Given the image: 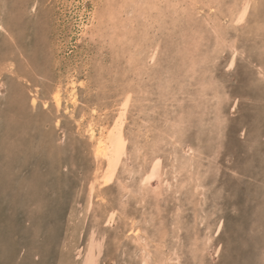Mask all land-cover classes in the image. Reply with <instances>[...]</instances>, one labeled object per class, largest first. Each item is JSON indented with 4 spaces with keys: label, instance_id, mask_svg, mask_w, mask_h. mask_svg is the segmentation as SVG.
Segmentation results:
<instances>
[{
    "label": "rangeland",
    "instance_id": "374dc122",
    "mask_svg": "<svg viewBox=\"0 0 264 264\" xmlns=\"http://www.w3.org/2000/svg\"><path fill=\"white\" fill-rule=\"evenodd\" d=\"M78 1L0 0V264H143L133 222L149 239V264H166L172 254L167 264H264V0L258 10L252 7L245 28L224 17L233 0H201V14L190 19L185 8L171 6L170 14L166 0L141 12L122 0H86V34ZM217 3L221 46L204 23ZM71 80L80 100L73 115L65 112ZM33 87L37 109L30 101L23 109L19 103ZM59 87L61 112L51 94ZM126 93L132 103L125 134L134 140L114 183L94 192L86 212L96 163L85 122L112 124ZM150 111L156 116L148 113L149 120L144 114ZM182 157L193 159L191 173L180 170ZM155 163L158 177L146 187L142 177ZM191 179L205 184L196 194L186 183Z\"/></svg>",
    "mask_w": 264,
    "mask_h": 264
},
{
    "label": "bare ground",
    "instance_id": "6f19581e",
    "mask_svg": "<svg viewBox=\"0 0 264 264\" xmlns=\"http://www.w3.org/2000/svg\"><path fill=\"white\" fill-rule=\"evenodd\" d=\"M101 1V0H100ZM160 3H164L165 2V0L164 1H162V0H122V2H120V4H124V5H126V4H128V5H130L131 6V4H133L134 6H137L138 7V9L140 10V12L142 11V10H145L146 8L147 9H150V10H154V9H157V8H159V2ZM171 1V0H170ZM245 1V0H244ZM77 2V1H76ZM80 4H81V12H79L80 13V16H81V18H82V20H81V24H82V28L84 29V32H85V30L86 29H88V27H90L89 26V23H88V21L86 20V19H84V16H86L85 14H86V0H79L78 1ZM65 3V2H64ZM101 3V2H100ZM169 2V0H166V5H164L163 6V8L166 10V9H168L169 8V12H170V14H174V10H176V8H170L171 6H174V7H178V8H182V9H184L185 8V10L183 11V15H185V17H187V18H191L197 11L201 14V12H202V9H200V7H199V5L198 4H202L203 2L201 1V0H183V2H182V0H176V1H174V4L172 5V3H170ZM185 3H187V7H186V4ZM261 3H263L261 0L259 1V0H246L245 1V3L243 4V0H233V3L230 5V6H228L227 8V12H225L226 14H224V17H228L229 16V20L233 23V25L234 26H237V27H239L240 25L241 26H243V28H245L244 26L247 24L246 22H247V20H248V17H249V14H250V11H251V9H252V7L253 8H255V9H259L260 7H261ZM73 4V3H72ZM75 4V3H74ZM78 5V4H77ZM109 5H111V4H109ZM124 5H121V7H119V9H121L122 8V10L124 9H126V7L127 6H124ZM154 5V6H153ZM183 5H185V6H183ZM79 6V5H78ZM129 6V7H130ZM221 5L220 4H218L217 3V5H213V6H209L208 7V11L210 12V13H212V15H216L217 17H215L214 18V20L213 21H211V16L212 15H210V13H207L206 14V21L204 20V23H209V26L211 25V28H212V30L213 31H215L214 33L216 34L215 36H216V41H218V45L220 44V46L222 45V44H224L225 42H224V40H223V38H222V36H224V32L225 31H223V22H222V20H223V16H221L220 14L219 15H217V10H218V7H220ZM264 6V5H263ZM116 7V6H115ZM131 7H133V6H131ZM168 7V8H167ZM94 8V7H93ZM118 8V7H117ZM133 8H135V7H133ZM162 8V7H161ZM71 9V8H70ZM69 9V10H70ZM112 10H116L115 8L113 9V8H111ZM10 10V9H9ZM88 10V9H87ZM131 10H133V9H131ZM158 10V9H157ZM165 10H164V12H165ZM130 11V10H129ZM98 12V11H97ZM100 12V11H99ZM128 12V11H127ZM153 12V11H152ZM163 11L161 12V11H159V13L158 14H165ZM75 13V12H74ZM105 13V12H104ZM126 13V12H125ZM132 13H133V11H132ZM194 13V14H193ZM199 13H196L195 15H198ZM214 13H216V14H214ZM88 14V13H87ZM124 14V13H123ZM131 14V13H130ZM135 14V13H134ZM137 14H138V12H137ZM193 14V15H192ZM97 14H95L94 16H93V18L91 19L93 22L95 21V19H97V17L98 16H96ZM207 15H209V17L207 16ZM64 16V15H63ZM122 16V15H121ZM191 16V17H190ZM69 17V16H68ZM90 17V16H89ZM129 17V16H128ZM139 18H141V17H139ZM143 18V17H142ZM181 18V17H180ZM196 18H197V16H196ZM255 18V17H254ZM75 19V18H74ZM164 19V18H163ZM227 19V18H226ZM79 20H80V18H79ZM117 20V19H116ZM145 20V19H144ZM161 20V19H160ZM160 20H159V22H160ZM164 20H166V17H165V19ZM168 21H169V19H167ZM73 21V20H72ZM90 21V20H89ZM92 21H90V22H92ZM113 21V20H112ZM126 21V20H125ZM171 21V20H170ZM225 21V20H224ZM255 21V20H254ZM79 22V21H78ZM97 22V21H96ZM153 22V21H152ZM173 22V21H172ZM213 24H212V23ZM103 23V22H102ZM101 23V24H102ZM132 23V22H131ZM211 23V24H210ZM18 24V23H17ZM97 24V23H96ZM95 24V25H96ZM99 24V23H98ZM97 24V25H98ZM152 24V23H151ZM262 24V23H261ZM112 25V24H111ZM122 25V24H121ZM124 25V24H123ZM254 25V24H253ZM264 25V24H263ZM105 26V25H104ZM113 26V25H112ZM125 26V25H124ZM131 26H132V24H131ZM162 26V25H161ZM226 26V25H225ZM231 26V25H230ZM262 27V25H259V22H257V24H255V27H254V30L256 31V32H258V30H259V28L260 27ZM6 27V26H5ZM114 27H116V26H114ZM147 27V26H146ZM155 27V26H154ZM169 27V26H168ZM173 27V26H172ZM229 27V26H228ZM72 28V27H71ZM100 28H102L101 26H100ZM109 28V27H108ZM126 27H124L123 29H125ZM143 28H144V26H143ZM152 28V27H151ZM156 28V27H155ZM192 28V27H191ZM0 29L2 30V29H4L5 30V28H4V26L1 24V22H0ZM93 29V28H92ZM120 29V28H119ZM145 29H147V28H145ZM170 29V28H169ZM168 29V30H169ZM236 29V28H235ZM252 29H253V27H252ZM116 30V29H115ZM128 30V29H127ZM171 30V29H170ZM225 30V29H224ZM262 30V29H261ZM79 31V30H78ZM90 31V30H89ZM251 31V30H250ZM253 31V30H252ZM92 32V31H91ZM94 32H95V30H94ZM101 32H102V30H101ZM211 32V31H210ZM93 33V32H92ZM103 33V32H102ZM124 33V32H123ZM123 33H122V35H123ZM260 33H261V31H260ZM85 34H86V32H85ZM139 34V33H138ZM149 34V33H148ZM228 34V33H227ZM226 34V35H227ZM77 35V34H76ZM97 35V34H96ZM95 35V36H96ZM116 35H117V33H116ZM121 35V36H122ZM131 35V34H130ZM152 35V34H151ZM252 35V34H251ZM6 36V35H5ZM79 36V35H78ZM115 36V35H114ZM129 36V35H128ZM111 37V36H110ZM119 37V36H118ZM93 38V37H92ZM129 38V37H128ZM130 38H132L131 36H130ZM140 38V37H139ZM12 39V38H11ZM117 39V38H116ZM116 39H115V41H116ZM122 39V38H121ZM120 39V40H121ZM133 39H135L134 37L132 38V40ZM137 39V38H136ZM215 38L213 37V40H214ZM226 39V38H225ZM229 39V38H228ZM111 40H113V39H111ZM117 40H119V39H117ZM128 40V39H127ZM131 40V39H130ZM129 40V41H130ZM137 40H135L134 42H136ZM197 41V40H196ZM126 42V41H125ZM131 42V41H130ZM198 42V41H197ZM215 42V41H214ZM224 42V43H223ZM232 42V41H231ZM113 43V42H112ZM200 43V42H199ZM115 44H116V42H115ZM120 44V43H119ZM123 44V43H122ZM126 44V43H125ZM183 44V43H182ZM105 45V44H104ZM112 45V44H111ZM128 45V44H127ZM216 45V44H215ZM123 46V45H122ZM121 46V47H122ZM125 46V45H124ZM123 46V47H124ZM181 46V45H180ZM180 46H178V47H180ZM188 46V45H187ZM5 47V46H4ZM140 47V46H139ZM185 47V46H184ZM100 48V47H99ZM113 48V47H112ZM115 49L117 48V46L116 47H114ZM174 48V47H173ZM172 48V49H173ZM182 48V50H181V52L179 53V54H181L182 53V51H183V47H181ZM187 48V47H186ZM189 48V47H188ZM224 48V47H223ZM176 49H178L177 47H176ZM165 50V49H164ZM167 50V49H166ZM188 50V49H187ZM123 51V50H122ZM170 51V50H169ZM93 52V51H92ZM114 52V51H113ZM112 52V53H113ZM125 51H123L122 53H124ZM129 52V51H128ZM176 52H177V50H176ZM111 53V54H112ZM142 53V52H141ZM178 53V52H177ZM224 53V52H223ZM117 54V53H116ZM132 54V53H131ZM144 54H146V53H144ZM144 54H142V55H144ZM162 53H160V55H161ZM168 54H169V52H168ZM113 55V54H112ZM125 55V54H124ZM159 55V56H160ZM117 56V55H116ZM125 56H127V55H125ZM99 57V56H98ZM119 57V56H118ZM135 57H136V55H135ZM154 57V56H153ZM174 57V56H173ZM193 57V56H192ZM22 58V57H21ZM129 58H130V56H129ZM145 58V57H144ZM132 59H134L133 58V56H132ZM131 59V60H132ZM196 59V58H195ZM202 59V58H201ZM139 60V59H138ZM144 60V59H143ZM133 61V60H132ZM131 61V62H132ZM137 61V60H136ZM148 61V60H147ZM202 61V60H201ZM134 62V61H133ZM133 62H132V65H133ZM175 62V61H174ZM180 62V61H179ZM136 63V62H135ZM145 63V62H144ZM198 63V62H197ZM178 65H180L179 63H177ZM191 64V63H190ZM110 65V64H109ZM136 65H137V63H136ZM152 65V64H151ZM231 65H233V64H231ZM96 66V65H95ZM100 66V65H99ZM144 66V65H143ZM192 66V65H191ZM130 67V66H129ZM137 67V66H136ZM146 67H147V65H146ZM152 67V66H151ZM178 67V66H177ZM134 68V67H133ZM132 68V69H133ZM142 68H144V67H142ZM186 68V67H185ZM34 69V68H33ZM104 69V68H103ZM122 69V68H121ZM130 69V68H129ZM135 69V68H134ZM191 69V68H190ZM198 69V68H197ZM256 70V69H255ZM98 71V70H97ZM124 71V70H123ZM134 71H136V70H134ZM139 71V70H138ZM194 71V70H193ZM192 71V72H193ZM33 72V71H32ZM132 72V71H131ZM141 72H142V70H141ZM140 71H139V74L141 73ZM165 72V71H164ZM191 72V73H192ZM116 73V72H115ZM100 74V73H99ZM125 74V73H124ZM131 74V73H130ZM138 74V73H137ZM138 74V75H139ZM169 74V73H168ZM172 74V73H171ZM101 75V74H100ZM127 75V74H126ZM158 75V74H157ZM122 76V75H121ZM134 76H136V74L134 75ZM140 76V75H139ZM139 76H138V78H139ZM160 76V75H159ZM158 76V77H159ZM208 76V75H207ZM89 77V76H88ZM99 77V76H98ZM128 77V76H127ZM258 77H260L261 78V76H258ZM122 78H125L124 76L122 77ZM133 78V77H132ZM204 78V77H203ZM208 78V77H207ZM119 79V78H118ZM126 79V78H125ZM104 80V79H103ZM128 81H130V79H127ZM139 80V79H138ZM141 80V79H140ZM159 80V79H158ZM106 81V80H105ZM120 81H121V79H120ZM142 81V80H141ZM63 82V81H62ZM124 82V81H123ZM122 82V83H123ZM127 82V81H126ZM131 82V81H130ZM135 82V81H134ZM133 82V83H134ZM137 82V81H136ZM154 82V81H153ZM167 82V81H166ZM209 82V81H208ZM256 82V81H255ZM89 83H90V80H89ZM104 83V82H103ZM148 83V82H147ZM146 83V84H147ZM129 84H132V83H129ZM138 84V83H137ZM142 84V83H141ZM205 84V83H204ZM204 84H202V85H204ZM38 85V84H37ZM54 85V84H53ZM82 85V84H81ZM98 85H100V84H98ZM160 85V84H159ZM78 85H77V83H76V81L75 80H71V82L69 83V86L68 87H66L67 89V93H68V97L66 98V102H65V104H66V107H65V112H66V114L68 113V114H71V115H73L76 111H75V109H77V107H78V105H79V103H80V100H79V95H78V87H77ZM94 86V85H93ZM102 86V85H101ZM130 86V85H129ZM132 86V85H131ZM141 86V85H140ZM140 86H138V87H140ZM143 86V85H142ZM163 86V85H162ZM189 86V85H188ZM249 86V85H248ZM1 87V86H0ZM120 87H121V85H120ZM167 87V86H166ZM99 88V87H98ZM101 88H103V87H101ZM127 88V87H126ZM129 88V87H128ZM133 88H134V86H133ZM146 88V87H145ZM141 89V88H140ZM143 89V88H142ZM160 89V88H159ZM212 89V88H211ZM70 90V91H69ZM106 90V89H105ZM144 90V89H143ZM146 90V89H145ZM205 90V89H204ZM223 90V89H222ZM104 91V90H103ZM138 91V90H137ZM149 91V90H148ZM147 91V92H148ZM175 91V90H174ZM197 91V90H196ZM196 91H194V92H196ZM31 92V93H30ZM30 92H29V95L27 96V98L26 99H24L23 97V99H22V103L20 104L19 103V105H22V106H24L23 107V109H25L26 107H27V104H29V101H30V107H32L34 110H36L37 109V106H38V104H39V91H38V88L36 87L35 89H34V87L33 88H31L30 89ZM79 92H80V89H79ZM97 92H98V89H97ZM116 92V91H115ZM140 92H142V90H140ZM144 92V91H143ZM142 92V93H143ZM193 92V93H194ZM201 92V91H200ZM138 93V92H137ZM136 93V94H137ZM164 93V92H163ZM202 93V92H201ZM206 93V92H205ZM221 93V92H220ZM52 94V100H53V102H54V104H55V106H56V110L58 111V112H61V110H62V108H63V106H64V104H63V101H64V90L61 88V87H59L58 89H56L53 93H51ZM115 94V93H114ZM118 94H119V92H118ZM121 94H123L122 92H121ZM134 94V93H133ZM135 94V95H136ZM139 94H141V93H139ZM138 94V95H139ZM145 93H143L142 95H144ZM160 94V93H159ZM197 95H198V93H196ZM207 94V93H206ZM223 94H225V93H223ZM106 95V94H105ZM217 95H221V94H217ZM97 96V95H96ZM108 96V95H107ZM121 96H124V95H121ZM153 96V95H152ZM156 96V95H155ZM163 96V95H162ZM222 97H223V95H221ZM41 97H42V95H41ZM132 96H131V93H129V94H125V97L123 98V101H122V104H121V106H120V109H119V112L117 113V115L114 117L115 118V120H114V122L112 123V124H108V125H101V124H98L99 122H97V123H95V121H92V120H88L87 122H85V125H84V128H85V130H84V133L85 134H87V136H88V138H89V141L91 142V144H92V147H93V157H94V163H96V167L93 165V167H95L96 169H95V177H94V180L91 182V184H90V186H89V189H87V191L88 192H86L87 194H89V198H87V197H85L87 200H88V203L87 202H85L86 204V206H87V208H86V212H88L90 209H91V206H92V196H93V194H94V192H96L97 190H101L102 188H105V187H108V186H110L112 183H114V181H115V179H116V176H117V173H118V170H119V168H120V165H121V163H122V161H123V158H124V156L127 154V151H126V149H127V142H130V141H133L134 140V138H133V140H130L129 138L127 139V137H129V135H127V137H126V134H127V132H126V134H125V124H126V120L128 119V117H127V113H128V108L130 107V105H131V98ZM140 97V96H139ZM200 97V96H199ZM215 97V96H214ZM243 97V96H242ZM246 97V96H245ZM248 97V96H247ZM142 98V97H141ZM203 98V97H202ZM218 98V97H217ZM139 99V98H138ZM246 99V98H245ZM91 100V99H90ZM99 100V99H98ZM108 100V99H107ZM122 100V99H121ZM209 100V99H208ZM217 100H220L219 98L217 99ZM222 100V99H221ZM101 101V100H100ZM141 101V100H140ZM143 101V100H142ZM144 101H146V100H144ZM186 101V100H185ZM48 102L49 101H47L46 103H44V106H45V108H48ZM147 102V101H146ZM149 102V101H148ZM96 103V102H95ZM101 103V102H100ZM163 103V102H162ZM171 103V102H170ZM120 104V103H119ZM208 104V103H207ZM84 105V104H83ZM90 105V104H89ZM228 105V104H227ZM71 106H72V108H71ZM99 106V105H98ZM209 106V105H208ZM218 106V105H217ZM262 106V105H261ZM144 107V106H143ZM150 107V106H149ZM148 107V108H149ZM207 107V106H206ZM219 107H220V105H219ZM95 108V107H94ZM186 108V107H185ZM215 108V107H214ZM218 108V107H217ZM221 108V107H220ZM115 110L114 111H116V108H114ZM139 109V108H138ZM145 109V108H144ZM143 108H142V110H144ZM150 109V108H149ZM152 109H153V107H152ZM161 109V108H160ZM159 109V110H160ZM203 109V108H202ZM74 110V111H73ZM117 110H118V108H117ZM145 110H147V109H145ZM259 110V109H258ZM71 111H73V112H71ZM148 111V110H147ZM205 111V110H204ZM203 111V112H204ZM218 111H220V109L218 110ZM41 112H42V110H41ZM117 112V111H116ZM137 112V114H138V112H140V111H136ZM146 112V111H145ZM152 111H150V112H147L146 114H144L145 116H147V118L149 117V115H147L148 113H150V114H152L151 113ZM182 112V111H181ZM188 112V111H187ZM211 111H209V113H210ZM214 112V111H213ZM221 112V111H220ZM223 112V111H222ZM216 113V112H215ZM219 113V112H218ZM143 114V112L140 114V115H142ZM214 115V113H210V115ZM136 115V114H135ZM154 115H155V112H154ZM205 115V114H204ZM203 115V116H204ZM151 116V115H150ZM156 116V115H155ZM216 116V115H215ZM97 117H98V115H97ZM130 117V116H129ZM133 117V116H132ZM153 117V116H152ZM85 118V114H83V116H82V118H81V120H85L84 119ZM137 118V117H136ZM141 118V117H140ZM142 118H143V116H142ZM147 118H146V121H147ZM222 117H220V119H221ZM152 119V118H151ZM156 119V118H155ZM219 119V120H220ZM132 120V119H131ZM141 120V119H140ZM149 120H150V117H149ZM148 120V121H149ZM156 120H158L159 121V119H156ZM165 120H167V119H165ZM164 120V121H165ZM112 121V120H111ZM145 121V120H144ZM155 121V120H154ZM215 121V124H216V122H217V120H214ZM255 121V120H254ZM139 122V121H138ZM153 121L151 120V123H152ZM170 122V121H169ZM128 123V122H127ZM132 123V122H131ZM141 123V122H140ZM150 123V124H151ZM160 123V122H159ZM203 123H205V122H203ZM55 124H56V126H60L61 125V120L60 119H58L57 118V120L55 121ZM154 124V123H153ZM161 124V123H160ZM171 124V123H170ZM133 125V124H132ZM136 126V125H135ZM150 126H152V124L150 125ZM154 126V125H153ZM155 127V126H154ZM176 127V126H175ZM219 127H220V125H219ZM131 128H133V127H131ZM193 128V127H192ZM208 128V127H207ZM214 128V127H213ZM78 129V128H77ZM133 129H135V128H133ZM142 131L143 130H145V128L143 129V128H140ZM139 129V130H140ZM183 129V128H182ZM175 130H176V128H175ZM204 130H206V129H204ZM213 130V129H212ZM131 131V130H130ZM195 131V130H194ZM210 131V130H209ZM133 132V131H132ZM143 132H146V131H143ZM160 132V131H159ZM165 132V131H164ZM63 133V132H62ZM171 133V132H170ZM137 134H138V132H137ZM144 134V133H143ZM165 134V133H164ZM169 134V133H168ZM136 135V134H135ZM140 135V134H139ZM147 135V134H146ZM170 135V134H169ZM133 136V135H132ZM150 136V135H149ZM174 136V135H173ZM50 137V136H49ZM221 137V136H220ZM142 138V137H141ZM175 138V137H174ZM145 139H147V138H145ZM144 139V140H145ZM149 139V138H148ZM161 139H163V138H161ZM224 139V138H223ZM128 140H130V141H128ZM174 141H175V139H173ZM215 140V139H214ZM217 140V139H216ZM138 141H140V140H138ZM137 141V142H138ZM141 141H143V140H141ZM146 141V140H145ZM251 141V140H250ZM133 143H135V142H133ZM139 143V142H138ZM163 143H165V142H163ZM162 143V146L164 145ZM146 144H148V143H146ZM171 144V143H170ZM135 146V145H134ZM139 146V145H138ZM156 146V145H155ZM220 146V145H219ZM171 147H173V146H171ZM223 147V146H222ZM139 149H140V146H139ZM172 150H173V148H172ZM199 150V149H198ZM173 152V151H172ZM184 152V151H183ZM191 152V151H190ZM201 152V151H200ZM184 154V153H183ZM189 154V153H188ZM143 155V154H142ZM141 156V155H140ZM190 156V154L188 155V157ZM192 156V155H191ZM144 157V156H143ZM193 157V156H192ZM177 158H178V156H177ZM144 159V158H143ZM175 160V159H174ZM180 160H182V162L180 163V170H182V171H187L188 173H191V170L193 171V168H194V163H193V159L191 158V159H184L183 157H182V159H180ZM179 161V160H178ZM195 162V161H194ZM202 162V161H201ZM144 163V162H143ZM218 164V163H217ZM172 165V164H171ZM174 165H176V164H174ZM203 165L202 164H200L199 165V167H198V169L200 168V167H202ZM218 166V165H217ZM207 167V166H206ZM206 167H204V168H206ZM212 167V166H211ZM203 168V169H204ZM91 169V168H90ZM196 170H197V168H195ZM202 169V170H203ZM208 169H210V168H208ZM93 170V169H92ZM201 170V171H202ZM89 171V170H88ZM91 171V170H90ZM204 171H205V169H204ZM198 172V171H197ZM196 173V172H195ZM200 173V172H199ZM158 174H159V164H153V168L151 169V172L148 174V175H146V176H143L142 177V183L147 187L148 185H149V183L153 180V179H155V178H157L158 177ZM203 174V173H202ZM197 175H198V173H197ZM239 176V175H238ZM174 177V176H173ZM185 178H186V176H185ZM193 178V177H192ZM199 178V177H198ZM205 178V177H204ZM174 179V178H173ZM195 179V178H194ZM197 180V179H196ZM202 180V179H201ZM204 181H205V179H204ZM174 182V181H173ZM188 182H192L193 183V186H194V190H193V194H196L197 192H199L200 190H202V186L203 185H205V184H203L202 185V181H200V180H197V181H193L192 179L190 180V181H186V183H188ZM152 183V182H151ZM175 183V182H174ZM179 183H180V181H179ZM178 183V184H179ZM186 183H184V184H186ZM183 184V185H184ZM189 184V183H188ZM259 184V183H258ZM144 185H142V186H144ZM176 185V184H175ZM187 185V184H186ZM185 185V186H186ZM145 187V188H146ZM152 187V186H151ZM170 188V187H169ZM175 188V187H174ZM182 188V187H181ZM121 189H122V187H121ZM175 190V189H174ZM187 190H188V188H187ZM203 190H205V189H203ZM258 190V189H257ZM180 191V190H179ZM195 192V193H194ZM204 192V191H203ZM178 193H180V192H178ZM191 193V192H190ZM202 193V192H201ZM180 194H182V193H180ZM205 194V193H204ZM203 193H202V196L204 195ZM179 195V194H178ZM206 195V194H205ZM194 196H196V195H194ZM176 197H177V195H176ZM197 197V196H196ZM199 197V196H198ZM204 197V196H203ZM202 197V198H203ZM200 198V197H199ZM180 199V198H179ZM188 199H189V197H188ZM198 199V198H197ZM204 199H205V197H204ZM86 200V201H87ZM123 201V200H122ZM142 201V200H141ZM199 201V200H198ZM204 201V200H203ZM207 201V200H206ZM103 202V201H102ZM153 202V201H152ZM179 202V201H178ZM187 202H189V201H187ZM178 204V203H177ZM194 204V203H193ZM196 204V203H195ZM84 205V207H86ZM201 205V204H200ZM188 206V205H187ZM181 207H183L182 205H181ZM195 207V206H194ZM202 207V206H201ZM155 208V207H154ZM178 208H179V206H178ZM93 209V208H92ZM160 209V208H159ZM182 209V208H181ZM214 209V208H213ZM176 210V209H175ZM84 211H85V209H84ZM181 214H182V211H179ZM160 213V212H159ZM175 213H177L176 211H175ZM179 214V213H178ZM177 215V214H176ZM180 215V214H179ZM84 216V215H83ZM206 216H209V215H206ZM116 217V211L115 210H113V211H111V213H110V215H109V221L110 222H112L113 220H114V218ZM177 217V216H176ZM176 217H174L175 219L174 220H176ZM172 219V218H171ZM185 219V218H184ZM83 220H84V217L81 219V222H83ZM87 220V219H86ZM145 220V219H144ZM151 221V220H150ZM153 221V220H152ZM177 221V220H176ZM175 221V222H176ZM179 221V220H178ZM182 221V220H181ZM155 222V221H154ZM178 223V222H177ZM196 223V222H195ZM199 223V222H198ZM156 224V223H155ZM181 225H182V223H181ZM149 226V225H148ZM151 226V225H150ZM157 226V225H156ZM181 227V226H180ZM151 228V227H150ZM157 228V227H156ZM159 228V227H158ZM168 228V227H167ZM173 229V228H172ZM177 229V228H176ZM159 230V229H158ZM157 230V231H158ZM161 230V229H160ZM174 230H175V228H174ZM179 230V229H178ZM181 230V229H180ZM141 231V230H140ZM140 231L136 228V224H135V222H133V224H132V232L134 233V235H135V237H136V239H135V242H136V244L138 245V247L140 248V251H141V254H142V261H143V264H149V261H150V259H151V256H152V250H151V248H150V244H149V239L147 238V237H145L143 234H141L140 233ZM150 231V230H149ZM172 231V230H171ZM161 232H163V231H161ZM195 232V231H194ZM257 232V231H256ZM158 233V232H157ZM156 233V234H157ZM164 233H165V235H166V232L164 231ZM172 233H173V231H172ZM178 233V232H177ZM141 234V235H140ZM153 234V233H152ZM162 234V233H161ZM168 234V233H167ZM199 234V233H198ZM202 234V233H201ZM159 235H160V232H159ZM158 235V236H159ZM172 235V234H171ZM153 236V235H152ZM162 236V235H161ZM167 236V235H166ZM207 236H209L208 234H207ZM196 238V237H195ZM198 238V237H197ZM203 238V237H202ZM256 238V237H255ZM152 239V238H151ZM159 239H161V238H159ZM134 240V239H133ZM165 240H166V237H165ZM205 240V239H204ZM209 240L210 239H208V242H209ZM167 241V240H166ZM196 241V240H195ZM264 241V240H263ZM163 243V242H162ZM161 243V244H162ZM207 243V242H206ZM211 243V242H210ZM172 244V243H171ZM201 244V243H200ZM154 245V244H153ZM159 246H160V243H159ZM261 246V245H260ZM87 248V247H86ZM208 248V247H207ZM161 249V248H160ZM167 250V249H166ZM170 250V249H169ZM9 251V250H8ZM23 251H24V249H23ZM139 251V252H140ZM177 250H175V252H176ZM127 252V251H126ZM155 252V251H154ZM173 252H174V250H173ZM174 252V253H175ZM183 252V251H182ZM165 253V252H164ZM163 253V254H164ZM156 254V253H155ZM158 254H160V253H158ZM172 254V253H171ZM165 255H166V253H165ZM173 255V254H172ZM172 255L170 256V257H167L168 259H167V261L169 260H171V259H173V257H172ZM163 256V255H162ZM193 256V255H192ZM191 256V257H192ZM125 257V256H124ZM128 257V256H127ZM161 257V256H160ZM155 258H156V256H155ZM166 257H164V259H165ZM178 258H181V257H178ZM159 259V258H158ZM158 259H156V260H158ZM161 259V258H160ZM159 259V261H161ZM123 260V259H122ZM127 260V259H126ZM163 260V259H162ZM185 260V259H184ZM119 261V260H118ZM152 261V260H151ZM150 261V262H151ZM165 261V260H164ZM167 261H166V264H167ZM168 261V262H169ZM186 261V260H185ZM127 262H128V260H127ZM119 263V262H118ZM117 263V264H118ZM139 263V262H138ZM160 263V262H159ZM163 263V262H162ZM152 264V263H151ZM169 264V263H168Z\"/></svg>",
    "mask_w": 264,
    "mask_h": 264
}]
</instances>
